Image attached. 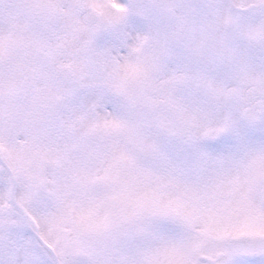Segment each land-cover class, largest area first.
I'll return each instance as SVG.
<instances>
[{
    "label": "snow or ice",
    "instance_id": "obj_1",
    "mask_svg": "<svg viewBox=\"0 0 264 264\" xmlns=\"http://www.w3.org/2000/svg\"><path fill=\"white\" fill-rule=\"evenodd\" d=\"M0 264H264V0H0Z\"/></svg>",
    "mask_w": 264,
    "mask_h": 264
}]
</instances>
